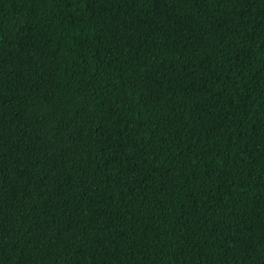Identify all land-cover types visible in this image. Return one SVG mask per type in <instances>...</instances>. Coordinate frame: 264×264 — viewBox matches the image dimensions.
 <instances>
[{
  "label": "trees",
  "instance_id": "1",
  "mask_svg": "<svg viewBox=\"0 0 264 264\" xmlns=\"http://www.w3.org/2000/svg\"><path fill=\"white\" fill-rule=\"evenodd\" d=\"M0 264H264V0H0Z\"/></svg>",
  "mask_w": 264,
  "mask_h": 264
}]
</instances>
